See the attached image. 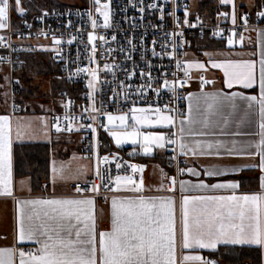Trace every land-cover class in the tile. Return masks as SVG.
<instances>
[{"label":"snow or ice","instance_id":"6c2138e0","mask_svg":"<svg viewBox=\"0 0 264 264\" xmlns=\"http://www.w3.org/2000/svg\"><path fill=\"white\" fill-rule=\"evenodd\" d=\"M110 4L111 0H92L94 12L102 18V23L92 9L87 12L92 31L87 33V45L90 49L86 47V51H90L89 64L95 67H77L74 73L70 72L68 75L69 80L80 74L86 75L88 105L82 109L79 118L69 112L72 107L70 100L61 102L65 110L63 117L53 115L51 120L44 116L35 118L49 142L52 129L57 134L90 130L93 142L89 145V151L95 157L94 165H81L75 174L69 177L67 171L70 162L57 164L53 160L50 175L53 194L36 198H17L13 179V142L14 138L21 141L25 136L31 135L32 123L23 122L21 117L14 120L12 115H0V197H12L16 205L14 245L10 248H0V264H217L216 261L200 255L199 250L214 252L221 245L256 246L264 250V45H261L258 61L253 58L217 61L212 59L211 53H205L209 57L211 68L222 70L223 83L228 89L238 86L252 90L255 94H245L242 91L205 92V86L216 83L206 76V62L178 59L176 50L183 45L176 40L172 41L171 52L166 51L164 45H161V53H157L153 47V56L167 55L175 61L176 70L171 72L172 79H168L167 73L154 79L151 74L152 65L147 64L149 71L139 73L145 83L138 86L135 94L144 97L146 90L152 89L158 98L155 107L152 104L146 107L135 106L133 101V106L126 112L113 114L103 109V101L101 106L97 107L101 72L115 75V65L104 63L101 66L96 59L97 42L100 45L109 43L107 36L99 35L97 29L107 30L112 27ZM220 4L231 5V13L224 12L220 15L225 19L230 18L235 26L237 12L234 0H220ZM132 6L135 7V4ZM253 6L261 9L256 12V16L264 19V3ZM148 7L157 8V5L150 4ZM10 11L23 15L25 9L21 0H0V30L9 28ZM139 11L143 13L144 7ZM159 11L160 19L163 20L164 9L160 8ZM44 15L48 13L45 12ZM171 15L179 28V18L174 12ZM184 16L183 24L195 27L189 23L187 10ZM240 18L247 30L248 15L244 14ZM39 35L47 38L48 34L41 30ZM172 35L183 37V32H174ZM262 35L264 30L258 32V41ZM213 36L222 37V32H213ZM237 36L238 41L234 39ZM8 39L10 40V37ZM76 39V36H72L67 40V44H72ZM111 40L115 41L116 36L113 35ZM244 40L243 33H238L234 27L231 35L227 37V45L232 48L239 43L243 47ZM63 43L65 41L62 38L53 35V47H44L43 50L53 51L63 59V50L60 47ZM128 43L135 48L131 40ZM152 43L155 45L156 41ZM0 47H11L2 35ZM111 51L113 50L110 48L105 49L107 53ZM184 55L187 56V53ZM248 55L255 57L257 53ZM128 58H131L130 55ZM5 59L0 57V62ZM8 62L11 63L10 60ZM193 70L199 73L196 79L199 80L200 94L188 92L186 96H182L178 89L190 87L194 78ZM136 74L135 70L126 72L129 80ZM7 79L8 77H5V80ZM160 80L162 85L153 88V84L159 83ZM120 86L127 100L131 85L125 86L121 82ZM162 89L171 93L169 103L164 105L159 103ZM118 95L120 93L113 90V96ZM181 99L188 101L186 110L179 106L172 107V101ZM241 105L244 106L243 115L238 121L234 120L242 110ZM12 111H16L15 104L12 105ZM257 112L258 131L242 133L240 127L251 124L253 121L250 117L255 116ZM85 114L90 123H78V119H85ZM101 116L106 118L107 123H100L99 127L114 139L117 147L125 143L138 145L140 152L145 156L152 155L156 149L166 152L170 146H174L171 151L175 155L169 157V163L177 160L178 156L221 159L242 157L258 162L225 168L212 166L202 171L192 166L181 167L177 162L175 175H169L162 168L159 169L160 184L155 191L170 195L145 196L143 173L146 165L121 162L115 154L111 158L109 155L100 154V144L96 139L97 127L93 125ZM129 121L132 123L129 124ZM232 123H236L237 130L234 132L229 131ZM142 128L148 131H141ZM240 135H256L259 139L240 144L235 139L228 141L219 138ZM135 155V150L129 153V156ZM89 158L77 157L75 154L72 156V160ZM113 163L116 174H113L111 167H107ZM245 169L258 170L259 192L240 193L241 185L238 181L207 183L200 179L201 175L215 178L236 174ZM185 175L196 177L198 182L183 179ZM69 179L77 181L74 195L57 196V184ZM24 184L25 181H20L22 192ZM43 187L47 191L49 185L45 184ZM101 188L114 195L111 197L110 230L98 231L95 198ZM27 190L29 194L32 191L30 187ZM120 192H131L135 195H115ZM218 192L227 194H191ZM104 199L107 201L108 197ZM26 242H31L35 247L26 250Z\"/></svg>","mask_w":264,"mask_h":264},{"label":"built area","instance_id":"2783aa9c","mask_svg":"<svg viewBox=\"0 0 264 264\" xmlns=\"http://www.w3.org/2000/svg\"><path fill=\"white\" fill-rule=\"evenodd\" d=\"M79 6L71 9L62 10L59 8L45 7L37 12L30 13L25 10L23 15L16 12L15 17L12 13L9 14V28L6 30H0V35L4 36L10 43L11 47H0V57L6 59L0 62V67H3L7 73V89H8V107L9 113L14 115L20 113L26 108V101L21 96L22 85L16 77V71L23 65L24 48L27 43L35 41H47L50 48L52 45V36L56 35L58 38H62L65 43L60 47L63 52V59L56 55L55 52L51 53V63L55 67V73L53 79L64 84V88H60L58 91L59 108L53 112V115H64V108L61 106V102L72 101V107L69 109L71 114H74L79 118L81 111L89 103L86 93L87 89V77L85 74L74 76L71 80L68 79L70 72H75L77 67H95L88 62V56L90 51H86L87 45V33L92 31L90 22L88 20L87 12L92 9L94 15H97V19L102 23V18L95 14L92 6V0H80ZM104 2V0H102ZM135 4V7L132 6ZM156 4L157 8H149L148 5ZM112 10V27L110 29H97L99 35L107 36L109 43L107 45H100L98 43L97 61L102 66L104 63L115 65V75L112 73L101 72V84L98 87L97 92V107L101 106L103 101V109L112 112L113 114H119L120 112H126L129 107L135 106L146 107L148 104H152L155 107L157 96L152 89H147L144 97H139L135 93L139 85L145 83V79L141 78L140 71L148 72L147 64H151V74L154 79L162 77L165 73L168 74V79L171 80V72L175 71V61L167 55L153 56L152 49L155 47L157 53H161V45L165 46L166 51H172V41L176 40L183 46L178 48L177 58L185 60V53L190 48V44L194 40H218L225 41L229 35H231L234 27L235 31L240 33L244 30V26L236 24H227L224 22H211L205 15L199 10L191 11L187 0H111L110 4ZM144 7L145 11L141 13L139 9ZM160 8L164 9V19L161 20ZM189 12L188 20L190 24H194L195 27H189L183 24L185 19V11ZM261 10V9H259ZM258 10V11H259ZM47 12L48 15H44ZM175 13V16L179 18L180 27H176L174 18L171 13ZM249 18L248 28H258L264 25L263 20L254 14H247ZM15 18V19H14ZM70 22V23H69ZM29 25L31 27H29ZM41 30L47 33V38L43 35H39ZM79 30V31H78ZM183 32V37H174L172 33ZM221 31V36H213V32ZM115 35L116 40L112 41L111 37ZM72 36H76L77 39L72 44H67V40ZM10 37V40L8 39ZM131 40L135 45L133 49L129 45L128 41ZM153 41L156 44L153 45ZM106 48H110L113 51L110 53L105 52ZM130 55V59L128 58ZM143 57V59H142ZM11 61L9 63L8 61ZM163 66V67H162ZM135 70L136 76H133L131 80L128 79L126 72ZM199 74V73H198ZM193 73V80L196 82L198 89L200 90L199 80L196 79ZM182 77V73L179 74ZM217 81L216 79H212ZM18 81V83H17ZM121 82L126 85H131L129 89L128 99H125L124 92L121 88ZM190 82V83H191ZM162 80L159 83H154L153 88L160 87ZM213 85H207L204 90ZM189 86H185L183 89H178L182 96H186V89ZM113 90L120 93L118 96H113ZM171 93H168L166 89H162L159 97L160 105L169 103ZM16 105V111H12V105ZM181 107L186 110V100L181 99L179 101H172V107ZM51 120V118H50ZM78 123H90L85 114V119L77 121ZM100 123H107L106 118L101 116L94 127H97L96 139L100 144V154L109 155L110 158L113 154L118 156L123 161L129 163H138V159L143 157L140 152L139 146L137 147H124L115 146L112 141V137L101 127ZM118 123V122H117ZM132 122L129 121V124ZM129 131L131 128L128 129ZM141 131H148V129H141ZM52 135L57 138L70 139L77 145L79 154L82 157H90L88 160L91 163V167L95 163V157L91 155L89 151V145L93 142V136L90 130H81L80 132H63L60 134L55 133L52 129ZM169 149L164 154V161L166 165L172 169L169 175H175V168L177 162L181 167H184L182 156H178L177 160L169 163V157L175 155ZM137 152L135 156H129L130 152ZM113 174H116L115 164L110 166ZM93 178L94 177H91ZM73 182L69 186V195L72 196L75 193V184ZM131 192H120L115 195H132ZM91 195V194H88ZM114 193L108 192L101 188L97 199H104V197H112ZM220 264L218 260L210 259Z\"/></svg>","mask_w":264,"mask_h":264},{"label":"crops","instance_id":"0c3cea01","mask_svg":"<svg viewBox=\"0 0 264 264\" xmlns=\"http://www.w3.org/2000/svg\"><path fill=\"white\" fill-rule=\"evenodd\" d=\"M189 1V0H187ZM200 1V0H199ZM218 4L221 7L226 8V11L231 13L232 7L231 5H221L220 0H217ZM236 5V12H237V23L243 25V21L241 20V16L244 14H254L259 10V7L253 6V5H259L264 2V0H234ZM225 21L231 23V19H225ZM264 22V20H263ZM260 30H264V25L260 26L255 29H247L242 30L245 40L243 42V47L240 46L239 43H237L234 47L230 48L227 45V39L225 41H211V40H201L204 41V45H194L191 46L188 49L194 50L196 54H194L195 59L200 62H206V76L209 79H216L215 85L205 89V92H216V91H223V92H245V94H255L252 90H245L241 89L238 86L233 87L232 89H228L224 83H223V72L220 69H213L210 66L209 57L205 55V53H211L212 59L217 61H223L225 59H232V60H239V59H256L259 60V53L261 51V45H264V35L260 37V40L258 41V32ZM240 32V33H241ZM238 41V36L234 37ZM211 42H219V43H208ZM36 45L47 47L50 49L49 44H35V43H27L24 50V58L28 61L30 58L39 57L40 54L45 55L44 57L47 59L46 61L49 62L50 66H52L51 60L49 59V56L52 51H39L36 48ZM35 48V51L32 50ZM199 48V49H197ZM187 51V52H188ZM255 52L257 55L255 57H251L248 54ZM204 58V60L200 58ZM186 58V57H185ZM22 70V69H21ZM20 70V71H21ZM17 72L16 76L19 74ZM0 73H2L5 77H7L6 70L3 67H0ZM193 73L195 76L198 74L197 70H193ZM23 74V72H22ZM46 76V75H45ZM18 77V76H17ZM50 77V76H49ZM51 79H53V75L51 76ZM7 82V80H6ZM55 82V81H54ZM8 83V82H7ZM7 83H6V89L3 91V99L0 100V115L8 114L9 113V107H8V89H7ZM56 84V83H54ZM44 91V90H43ZM188 92L195 93L197 95L200 94V90L197 87L196 82H191L190 87L186 89V95ZM53 93V89H52ZM26 100V108L20 113H16L13 116L14 120L17 117L23 118V122H31L32 123V130L31 135L25 136V138L21 141H17L14 138L13 142V179L15 184V195L19 199H25V198H36L41 196H51L53 194V189L50 184V175H51V166L53 158H55L53 155H56L57 152L63 151L64 149H68V147L77 148V145L73 142V140L70 139H63L57 141L55 140L56 137L51 135V142L48 141L43 135V132L41 131V126L39 124V121L35 120L36 117H42L41 114L43 113V107L46 108V104H48L46 96H44L42 102L36 100V98L31 99H25ZM188 101L186 100V107H187ZM35 106L34 111H30V106ZM43 106V107H41ZM203 106V104H202ZM243 105H241V112L237 114V116L234 118V120H239L240 116L243 115ZM40 108V109H39ZM59 108V101L58 103L52 105L50 108V112L48 115V118L50 120L51 115L53 112H55ZM40 113V114H39ZM45 113V111H44ZM250 119L253 121L251 124H245L240 127V131L242 133H254L258 131V121L259 116L258 112L255 116L250 117ZM236 123H232L229 131H236ZM220 139H225L228 141H231L233 139L240 142V144H245L247 142H254L259 139L256 135H240V136H221ZM25 145H35L39 150H46L48 154V171H47V178L44 182L38 183L37 187L33 184V178L31 177V174H22L19 172V163L22 160L21 153H19V147L25 146ZM73 145V146H71ZM230 146V145H229ZM250 151H254V149H250ZM164 154L165 151H161L159 149H156L154 151V155L151 157H141L142 161H139L141 164L146 165L145 172L143 173L144 181H145V192L143 193L145 196H163V195H170V193L166 192H157L155 191V188L159 186L160 184V171L159 169H163L164 172L169 173L172 172V169L169 168L165 161H164ZM58 155V154H57ZM79 157V156H78ZM182 159L184 161V167L185 166H192L196 167L198 170L211 168L212 166H217L219 168H225V167H232V166H239L243 164H249V163H255L258 161H253L251 159L242 158V157H224V158H216V157H192V156H182ZM88 164V167H91V163L88 159L84 160ZM59 162H62L61 160ZM58 162V163H59ZM19 170V171H18ZM145 173H147L145 177ZM73 173L72 175H74ZM67 175L69 176V172L67 171ZM70 177V176H69ZM259 172L258 170L253 169H245L243 171H240L236 174H230L228 176H221V177H215V178H208L203 175H201L200 179L205 180L207 183H217L222 181H238L241 185L239 192L240 193H255L259 192ZM183 179H190L193 183L198 182L196 177H191L185 175L182 177ZM20 181H25L24 184V191H20ZM73 182H77L73 179L67 180V182H60L56 186V192L55 194L57 196H70L69 195V186ZM48 184L49 187L47 191L44 190V185ZM167 185V182H165ZM31 188V193L29 194L28 188ZM151 189V190H149ZM191 194H227L224 192H218V193H191ZM132 195H123L124 196H133ZM96 199L95 204V213L97 216V224H98V231L100 230H110V222H111V197L108 198L106 201L105 199ZM178 199V194H177ZM16 205L15 201L12 197H0V248H10L14 245V231H15V223H16ZM35 245L31 242H26L25 249L34 248ZM240 248H255L260 251V264H264V250L259 249L256 246H232V245H221L218 246V249L214 252L209 250H199V254L202 256H205L208 259H215L220 262V264H233L232 263V251L233 249H240ZM179 254V249H178ZM243 262V261H242ZM240 262L239 264H241Z\"/></svg>","mask_w":264,"mask_h":264},{"label":"rangeland","instance_id":"374dc122","mask_svg":"<svg viewBox=\"0 0 264 264\" xmlns=\"http://www.w3.org/2000/svg\"><path fill=\"white\" fill-rule=\"evenodd\" d=\"M52 1L54 2L55 5L71 7V8L79 6L80 3H81L80 0H52ZM200 1L199 0H189L188 3H189V6H190V10L191 11L198 10V4L200 3ZM49 3H51L50 0H41L40 2H38L37 0L36 1H34V0H24V3L21 1L22 7L25 10L27 8L28 10H31V11L40 10V9H43V8H45L47 6H50ZM45 4L46 5L48 4V5L47 6H41V5H45ZM217 6L218 7L220 6L218 4V1L216 2V5L213 6V8L216 9ZM53 8H56V7H53ZM223 8L224 7H222V9ZM12 12L15 13V11H10V13H12ZM224 12H228V11H225L223 9V10H221L219 12H216L217 13L216 17L217 18L213 22H222L223 20L225 21V17L220 15V13H224ZM207 17L211 18L210 14ZM227 24L229 25L230 23L227 21ZM32 43L48 45L47 41H35V42H32ZM36 48L39 51H42L44 47H42V45L41 46L36 45ZM197 49H199V48H197ZM32 50L35 51V48H33ZM194 54H196L194 50L188 51L185 60H193V59H195ZM49 59H50V56H49ZM200 59L204 60V58H202V57ZM51 67L55 68L53 64H52ZM17 76H18L17 78H18L19 82L21 83V85L23 87L26 86L23 83V80H26L28 85H32L34 87L33 94H34L36 100L42 102L44 96H46L48 104H46V108L45 109L43 107V110H42L43 113L41 114V116L48 117L49 112H50V108L52 107V105L58 103V101H59L58 100V91H59L60 88H64V84L62 82H58L57 80L55 82L56 84H54V82L51 79V77L45 76L42 73L41 68H38V66H36L34 63H31V64L28 63V67L25 68L24 73L22 74V72H19V74ZM6 83L7 82L5 80V76L2 73H0V100L3 99V91L6 89ZM52 89H53V93H52ZM29 109H30V111H34L37 108H35V106L33 105V106H30ZM44 111H45V113H44ZM56 139H57V141H59V139L63 140V138H57V137L55 138V140ZM112 141L115 144V146H117L113 138H112ZM71 146H73V145H71ZM121 146H124V147H137V145H133L131 143H125V144H123ZM73 154H75L77 157L78 156L82 157L79 154V151L76 148L71 149V147H68V149H64L63 151L57 152L56 155H53L55 157V158H53V160H55L57 162V164L61 163V162H59L60 160L62 162H65V163L70 162V167L68 168V172H69V176L70 177L72 176L73 173L76 172V170H77V168L79 166L88 164L86 161L83 162V159L72 160ZM153 155H154V152L150 156H145V155H143V156H144V158L145 157L147 158V157H151ZM84 160H86V159H84ZM139 164H141V163H139ZM146 175H147V173H145V177H146Z\"/></svg>","mask_w":264,"mask_h":264},{"label":"trees","instance_id":"16d2710c","mask_svg":"<svg viewBox=\"0 0 264 264\" xmlns=\"http://www.w3.org/2000/svg\"><path fill=\"white\" fill-rule=\"evenodd\" d=\"M24 3V0H21ZM36 1V0H34ZM38 2H40L41 0H37ZM51 3L50 6L45 5H41V6H47V7H56L62 10H66V9H71V7H65V6H59V5H55L54 2L52 0H50ZM217 0H201L200 3L198 4V10L205 15L206 17L211 16V18H208L211 22L216 20V12H219L221 10H225L226 8L222 7H216V9L213 8L214 5H216ZM213 9V10H212ZM26 10L30 13H34L37 12L38 10H28L26 8ZM209 13V14H208ZM16 11L15 13L12 12L13 17H15ZM15 19V18H14ZM224 22V20L222 21ZM226 22V21H225ZM227 23V22H226ZM213 41V40H211ZM209 41L208 43H219V42H211ZM204 41L201 40H194L191 42V46L194 45H204ZM202 47V46H200ZM45 55L40 54L39 57H34V58H30L28 61L24 58L23 56V65L22 67L16 71V74L18 71L23 72L25 71V68L28 67V63H34L36 66H38V68H41V71L44 75L46 76H52L55 73V68H52L49 64L48 61H46L47 59L44 57ZM50 56V60H51V55ZM17 77V76H16ZM55 81V79H54ZM53 81V82H54ZM56 82V81H55ZM54 82V83H55ZM23 83L27 86L23 87L21 89V96L22 98L25 99H31V98H35L33 92H34V87L32 85H28L26 80H23ZM26 101V100H25ZM22 112V111H21ZM19 153H21V157L22 160L20 161L21 163H19V172H21L22 174H31V177L33 178V184L35 185V187H37V185H39L38 183H42L46 180L47 178V171H48V154L46 150H39L37 148V146L35 145H25L22 147H19ZM138 161H142V158L138 159ZM232 263L233 264H239L240 262H242L241 264H260V260H261V256H260V251L258 249L255 248H240V249H233L232 251Z\"/></svg>","mask_w":264,"mask_h":264}]
</instances>
